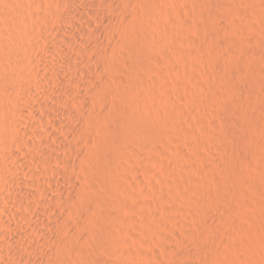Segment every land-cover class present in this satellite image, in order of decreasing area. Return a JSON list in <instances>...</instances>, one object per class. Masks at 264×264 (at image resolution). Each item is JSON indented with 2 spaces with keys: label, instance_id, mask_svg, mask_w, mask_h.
<instances>
[{
  "label": "rangeland",
  "instance_id": "rangeland-1",
  "mask_svg": "<svg viewBox=\"0 0 264 264\" xmlns=\"http://www.w3.org/2000/svg\"><path fill=\"white\" fill-rule=\"evenodd\" d=\"M39 1L40 5H38ZM145 1L143 0L141 3L143 8L138 5L140 12H137L140 15L137 13L139 19L136 22L139 25L135 23L137 27L134 28V25L133 28H130L132 31L129 30L124 36L117 35L119 46L114 48L115 60L113 66L118 71L101 70V74H111L114 77L124 79L126 81L124 88L130 87L133 81L138 82L139 86L133 87L135 90L132 91V86L128 89H131L130 93L135 91L134 96L131 94V97L132 99L135 97L133 100L139 107L141 106L140 114L142 113L146 117L152 110L154 112L156 109L160 113L157 116V119L159 117L157 121L160 122L158 123L161 126L163 125V128L165 125L166 127L163 129L162 143L160 141V145L158 144L159 146L156 147L158 148L157 151L151 150L152 152H150L145 149L146 151L140 150V153L138 151L131 152L134 150L133 148L130 150L125 149L129 145L126 141L128 125L138 119L134 110H129L126 106L123 107L125 105L122 101L123 95L120 96L121 103L118 98H116L118 100L115 99L116 103L119 102L120 107L109 110V116L112 117L111 119L109 117L110 121L108 120V123L106 122L104 126L110 132L107 130V134L103 137V142H105L102 146L100 145L101 147H97L99 152L92 156L93 159H90L91 161L86 164L88 167L91 165L89 168H94L91 175L95 174L94 176L90 175L92 179L88 180V183H91L92 186L89 194L91 197H95V200L93 199L95 202L98 200L97 204L92 203L94 205H92L91 214L83 218L85 223L83 222V230H81L84 231L83 234L87 233L84 235L87 240L84 239L83 244H85V249L90 247L88 250L91 254L86 249L89 259L95 261V263L102 261V264L104 261L105 264H184V261L186 263L190 262L189 264H203L202 262H206L205 264H264V0H221V2L220 0L217 2L212 0L208 5L209 7L200 5L198 0H181L182 2L180 0H164L159 3L158 8H154L151 4V6L146 5ZM26 3L27 13L33 16L30 25L31 27L34 26V30L40 33L43 38H34V40L28 38L24 40L22 38L24 44L21 39L19 40L18 25L8 18L9 12L12 11L11 7L3 6L0 8V27L6 34V36L0 37V42L3 45L5 43L9 44V47L19 43L22 48L19 56L24 61L20 59L17 61L13 58L9 60L10 63L8 61L9 64L6 62L10 69L13 68V74L15 72L14 68L15 70L19 68L20 70L17 69L19 71H16L19 75L15 72L14 78L12 77L11 80L0 76V88L4 91H1V93L6 96L7 94L8 96H15L20 93V95H25L27 100L35 102L36 100L28 92L24 89L21 90L23 87L20 86V80H30L31 78L34 81L35 74L32 72L34 62L31 64V61L34 60L35 54H47V48L50 46L45 43L44 39L54 38V32L61 30L63 26L57 23L52 14L57 0H26ZM180 5H182L181 9ZM188 9L190 11H186ZM211 20L213 21L211 22ZM205 22L207 23L204 26ZM52 28L54 32L50 31ZM29 41L31 42L29 43ZM252 48L254 50L250 52ZM75 50V48L70 49L82 61L84 59L83 54L78 50H76V53ZM169 62H171L170 65ZM22 63H25L27 68L24 69ZM142 63L146 64L145 68L148 71L154 68V72L153 70L150 71L149 75L146 70V73L142 74V71H140L141 66H143ZM145 68L143 69L145 70ZM32 74L34 75L32 76ZM223 77H226L227 85L223 83ZM150 78L157 82V86L153 84L150 86L148 82L146 84L147 79L151 81ZM11 87L15 88V92L9 91ZM126 98H124V102L128 101V98ZM52 103L57 105L56 102ZM1 112L0 122L2 119V122L5 121L4 124H6V118L10 115L6 116ZM11 119L8 118V121ZM3 128V126H0V129ZM5 131L3 129L0 133L5 134L9 130ZM54 134L61 136L59 131L54 130ZM215 134L217 135L214 136ZM96 136L99 137L100 135L96 133L93 135V139L98 140ZM77 139L85 146H89L88 142H85L87 141L85 138L84 140L83 137ZM124 142L127 144H124ZM3 146H6V144ZM3 146L0 148L3 149ZM8 148L9 154L19 153L18 148L9 146ZM179 148L181 151H179ZM42 150L51 156L52 149L43 146ZM61 151H59V154L64 155L65 152L61 153ZM144 152L145 154H143ZM32 153L29 152L30 155ZM137 153L140 154L136 155ZM2 154L4 155V153ZM1 155L0 172L6 173L9 165L6 163V159H3L4 156ZM142 155L146 158L144 159ZM160 157H163V159ZM171 157H174V159H169ZM133 160L134 162H132ZM174 162L178 164H174ZM123 165H126L127 168L122 167ZM118 167L120 169L118 176L121 174L119 179L122 180V191L118 190L114 193L110 183L113 182L115 175H111L113 172L110 171H116ZM148 167L149 170L154 169L153 177L145 171ZM133 168L137 173L141 170L144 172L142 171L141 174L139 172L134 178L136 172ZM100 170H106L105 176L101 175ZM132 174L133 177L130 176ZM100 177H106L107 179L105 178L106 180L103 181V178ZM83 179L86 178L82 176ZM93 179L95 182H93ZM13 181H16L15 178ZM136 182L137 184L139 182L140 185L136 184L135 187L133 184ZM84 183L87 184V181L84 180ZM147 183L148 185H146ZM191 188L193 190L195 188V191ZM3 189L4 183L0 179V191ZM182 195L186 196L183 197ZM139 196L141 200H138ZM140 204L145 205L141 207ZM147 213L149 216H147ZM129 216L132 221L129 220ZM146 216L148 219H146ZM179 217L181 218L179 219ZM0 218H4L1 211ZM11 220L15 225L17 223L25 230L30 227L28 222ZM181 220H184V222ZM42 226L39 225L38 228L46 236H49V233L52 234V232L58 233V230L49 232L46 227ZM69 229L72 230V228ZM66 230L68 229L66 228ZM154 230L155 232L150 233ZM126 231H128V234ZM72 232L68 231L67 233ZM222 233L224 237L221 235ZM33 240L36 242L34 235L28 234L23 237V240L19 241L32 242ZM130 240L132 241L130 242ZM163 244L165 245L162 246ZM166 245L168 248H166ZM130 248L133 250H130ZM128 250L132 253L128 255L129 258L125 256ZM177 251L179 257H177V253H173ZM141 254L145 256L144 259L139 256ZM168 257L170 258L168 259ZM136 258L138 259L135 260ZM51 260H54V257Z\"/></svg>",
  "mask_w": 264,
  "mask_h": 264
},
{
  "label": "bare ground",
  "instance_id": "bare-ground-1",
  "mask_svg": "<svg viewBox=\"0 0 264 264\" xmlns=\"http://www.w3.org/2000/svg\"><path fill=\"white\" fill-rule=\"evenodd\" d=\"M142 1L143 0H57V4L56 3H55L56 5L54 4L55 8L52 10V14L56 18L55 20L57 21V23L61 24V26H63V27L61 30L55 31V32L53 31V28H52V30H50V31L54 32L55 37L52 39H49V37L47 39H44L46 41L45 43H48V46H50L49 48H47L48 50H47L46 55H44L42 53L41 54L33 53V54H35V56H34V60L31 61V64L34 62V64H32L33 65L32 66V69H33L32 72L35 74V75L32 74V76L34 75V81L31 80V78H30V80L29 79H25L24 81L20 80V86L23 87V88H21V90L24 89L36 101L31 102V101L26 99L25 95H23V94L20 95V93H17L18 95H15V96H10V95L8 96V94L6 96V95L1 93L2 90L0 88V111H2L4 113V115H6V116H8V115L11 116V114H13L11 116L12 119L10 118V116L8 117L11 120L8 121V118H6L7 119L6 124H4L5 121L2 122V119L0 122V124H2L0 126L4 127L3 129H5L6 131L9 130L7 132L8 133L7 136H6L7 133L4 134L3 132H1L3 135L0 133V147L2 148V146L6 144V146H3V149L0 148V152H1L0 155L2 153H4V155L2 154L1 156H4L3 159H6V163L9 165V167L7 169L8 173L7 172L6 173L0 172V173H2L0 175V177H1L0 179H2L3 183H4V189L2 191H0V211L2 212V214L4 216V218H0V239L4 240V241L0 240V264H98V263L102 264L101 263L102 261L101 262L97 261L98 263H95V261H92L91 259H89L88 253H90V252L88 249L90 247L88 249L86 248L88 250V253H87V250L85 249V246H84L85 244H83V241L85 242V240H87V239H85L86 236H84L87 233L83 234L84 231L82 232L81 230H83L82 226L85 223V221H83V218H86L88 214H91V212L93 210L91 208H92V205H94L92 203L95 202L94 201L95 197L93 198L89 194L90 189H92V186L90 185L91 183L90 184L88 183V180L90 181V179H92V177L90 178V175H91V173H93L92 170L94 168L91 169V168H89L91 165L88 167V166H86V164L89 161H91L90 159H93L92 156H94L97 152H99L97 147L98 146L101 147L102 144L105 142V141L103 142V137H105V135L107 134V130L109 131V129H106L107 127H104V126L106 125V122L108 123V120L110 117L109 116L110 115L109 110L113 109V108L115 109L117 107H120L119 102L116 103L115 99L118 98L120 100V96L122 97V95H123L122 101L125 104L123 107L126 106L127 108H129V110H134V113L136 114V117L138 120H136L135 122L132 121L133 123L129 124L128 125L129 127L127 126L128 132L126 135V137H127L126 141H128L129 145L125 148L127 150H130L133 148L134 150H132L131 152H133V151L137 152L138 151L141 153V151L145 150V149H148L150 152H152L151 150L155 151L156 149H158L156 147L159 144V142L162 140L161 137L163 135V129H165V127H166V125L164 124L165 127L163 128L162 127L163 125L161 126L159 124L160 122L157 121V120H159V117L157 119V116H159V114H160L159 112H157L158 110L155 109V111L157 113L155 111L153 112V110L152 111L150 110L151 111L150 114L146 117H144V114L143 115H142V113L140 114V112H141L140 107L141 106L139 107V105L133 100L135 97H133V99L131 97V94L132 95L135 94V91H134V93L133 92L130 93V90L134 86H135L134 88H136L137 85L139 86L138 82L133 81L132 82L133 85L131 84L132 87L130 86L131 89L129 90L128 88H130V87L124 88V86H126L125 85L126 81L124 79L114 77L111 74H107V75L101 74V70L110 71V72H113V70L118 71V69L116 70V67L113 66V62L115 60L114 48L116 46H119V42L117 41V37L126 35V33L129 30H131L130 28H133L135 23H137L136 20L139 19L137 13L140 12L138 10V7H139L138 5H140V7L143 8L141 6ZM146 1H148V2H146ZM146 1L144 2V3H146V5L151 4L152 6H154V8H158L159 3H161V1H164V0H146ZM198 1H199L200 5L208 6V5H210L212 0H198ZM217 1L218 0H216V2ZM220 2H221V0H220ZM38 3L37 4L40 5V1ZM174 3H178V2L176 1ZM26 4H27L26 0H0V8L3 6L11 7L12 11L11 12L8 11L10 13V15H8V18L11 19L14 23L16 22V24L18 25L19 40L20 39L22 40V38H24V40H26V38L31 39V40L32 39L34 40V38L35 39L36 38H43L40 33H37L34 30V28H33L34 26L31 27L30 21H32L33 16H31L27 13L28 9L26 7ZM35 5H36V3H35ZM41 5H43V4H41ZM162 5H164V4H162ZM181 6L182 5H180V9H181ZM25 7L27 10L25 9ZM145 7H147V6H145ZM164 7H165V5H164ZM150 8H153V7H150ZM31 10H32V8H31ZM195 10H197V9H195ZM137 11H139V12H137ZM178 11H181V10H178ZM186 11H190V10L188 9ZM208 11H209V9H208ZM210 11H211V9H210ZM171 12H172V10H171ZM177 12H176V14H178ZM181 12H183V11H181ZM9 13H7V14H9ZM258 14H257V16H258ZM139 15H140V13H139ZM164 15H165V13H164ZM204 16H206V15H204ZM35 19H36V17H35ZM35 19H34V21H35ZM181 21H183V20H181ZM212 21L213 20H211V22ZM206 23L207 22H205L204 26L206 25ZM4 25H6V24H4ZM136 25H139V24L137 23ZM136 25L134 28L137 27ZM147 25H148V23H147ZM220 25H221V23H220ZM198 26H199V24H198ZM200 26H201V24H200ZM211 27L213 28V26H211ZM173 28H175V27H173ZM260 28H262V27H260ZM16 30H17V28H16ZM131 31H130V33H131ZM200 31H202V30H200ZM118 34H120V35H118ZM154 35H155V33H154ZM1 36L4 37V36H6V34L4 33V31L0 27V37ZM157 36H159V35H157ZM141 40H143V39H141ZM172 40L174 41V39H172ZM188 41H189V39H188ZM5 42H7V41H5ZM22 42H23V40H22ZM30 42L31 41H29V43ZM246 42H247V40H246ZM249 42H251V41H249ZM0 43H1L0 44V76L5 77L7 80L8 79L11 80L13 75L15 74V72L19 71L20 69L17 68L19 70H17V69L15 70V68H14L15 72L13 74L12 66H11L12 69H10V67L7 65L10 63V61H9L10 59L12 60L13 58H15V59H17V61L20 59L19 55H20L22 48L20 47L19 43L18 44L15 43V46H13V47L12 46L9 47L10 45L7 43H5L7 45H5V44L3 45L2 42H0ZM23 43H21V44H23ZM39 44H40V42L38 43V45ZM152 44H154V43H152ZM13 45H14V43H13ZM144 45H146V44H144ZM34 47H35V44H34ZM69 47L75 48L76 50H78L81 54H83L84 59L82 61L79 60L73 54L75 52L70 51L71 48H69ZM36 48H38V46H36ZM43 49H45V48H43ZM254 49H255V47H254ZM254 49L253 48L250 49V52ZM257 51H259V50H257ZM76 53H77V51H76ZM31 58H33V57H31ZM157 59H158V57H157ZM20 60H22V59H20ZM8 61H9V63H8ZM171 62H169L168 64L170 65ZM17 63H19V62H17ZM144 63H142L143 66H141V69H140V71H142L141 73L142 74L146 73V70L148 72L147 74L151 73L150 71H152L154 68L153 69L149 68L150 71H148V69L145 68L146 64L144 65ZM28 64H30V63L28 62ZM157 65H158V63H157ZM22 67L24 69L27 68L25 63L22 65ZM22 67H20V68L23 70ZM171 67H172V65H171ZM143 68H145V70ZM169 68H170V66H169ZM153 72H154V70H153ZM16 73H17V75H19L18 72H16ZM68 73H69V75H68ZM26 74H25V76H26ZM140 77H143V76H140ZM149 81L147 79L146 84L148 82V84H150V86H152V84L153 85L157 84V82L154 81V79L153 80L151 79L150 83H149ZM223 83L224 84L227 83L226 77H223ZM10 85H9V87H10ZM150 86L148 85V87H150ZM143 87H145V86H143ZM134 88L132 89V91L135 90ZM9 89H10L9 91L15 92V90H14L15 88L11 87ZM19 89H20V87H19ZM9 91H8V93H9ZM2 92H4V91H2ZM18 92H19V90H18ZM126 97L128 98V101L124 102L125 101L124 98H126ZM118 99H116V100H118ZM122 101L120 100V103ZM257 101H258V99H257ZM52 102H56L57 105H54ZM11 107H14V108H11ZM147 111H146V113H147ZM148 113H149V111H148ZM111 117H110V119H111ZM108 128H109V126H108ZM3 129H0V131H3ZM54 130L59 131L61 133V136L54 134ZM185 130H186V128H185ZM39 131H41V132H39ZM95 133L100 135L99 137L96 136V137H98V140L93 139V135ZM183 134H185V133H183ZM4 135L6 138L4 137ZM185 135H187V134H185ZM216 135L217 134H215L214 136H216ZM214 136H213V138H214ZM78 137H80V138L83 137V140L85 138V140H87L85 142H88L89 146H85L82 142H80L77 139ZM104 140H106V139H104ZM173 141H174V139H173ZM160 143H162V141ZM124 144H127V143L124 142ZM7 145L9 147L18 148L19 153H11L10 152L11 154H9L8 153L9 148ZM170 145H171V143H170ZM43 146H47L50 149H52L51 156L47 155L42 150ZM4 147H5V150H4ZM123 147H121V148H123ZM227 147H228V145H227ZM60 150H62L61 153L65 152V154L60 155L59 154ZM3 151H5L6 153ZM179 151H181V149ZM29 152H33V153L30 155ZM175 153H177V152L175 151ZM139 154L137 153L136 155H139ZM143 154H145V152ZM166 154H168V153H166ZM150 156H151V154H150ZM173 156H174V154H173ZM126 158H127V156H126ZM126 158H124V159H126ZM145 158L146 157H144V159ZM160 158L163 159V157H160ZM165 158H167V157H165ZM172 158L174 159V157H171L169 159H172ZM139 159H138V161H139ZM156 159H155V162L157 161ZM2 161H4V160H2ZM149 161H151V160H149ZM132 162H134V160ZM164 163H166V162L164 161ZM175 163L176 162H174V164ZM133 164H131V165H133ZM139 164H141V163H139ZM162 164H163V162H162ZM176 164H178V163H176ZM55 165H57L56 166L57 168L53 167ZM125 166L123 165L122 167H125ZM125 168H127V167H125ZM144 168L146 169V167H144ZM101 170H103V169H101ZM119 170L120 169L118 167V169H116V171H110V172H113L111 175H113V176L115 175L114 179L112 178L113 180L110 178L113 181L110 184L112 185L113 189L112 188L111 189H112V192L114 191V193H116V191H118V190L122 191L121 190L122 180L119 179V176L121 174L118 176ZM128 170H129V168H128ZM123 171L126 172V170H123ZM142 171L143 170H141V172L138 171V173L140 172L139 174H141ZM145 171L149 172L148 174H151L150 176H152V174L154 173V169L149 170V167ZM238 171H239V169H238ZM238 171H236V172H238ZM95 172H96V170H95ZM132 172H133V170L131 171V173ZM134 172H136L135 169H134ZM100 173H101V175L105 176L106 170L101 171ZM100 173H98V174H100ZM120 173H121V171H120ZM138 173L137 172L134 173L135 174L134 178L138 175ZM94 175H91V176H94ZM157 175H159V174L157 173ZM82 176H83V178H86V179L82 180ZM113 176H111V177H113ZM130 176L133 177V174ZM145 176H147V174ZM150 176H149V178H150ZM115 177H117V178L115 179ZM14 178L16 181H13ZM100 178H103V181H104V179L106 177H100ZM142 179H143V177H142ZM84 180L87 181V184L84 183ZM129 180H130V178H129ZM138 181H140V180H138ZM93 182H95V180ZM148 182H150V181H148ZM151 182H154V181H151ZM133 183H134V181H133ZM136 184H137V182L133 185H135V187H136ZM111 185H109V186H111ZM137 185H140V183L138 182ZM146 185H148V183ZM155 185H157V184H155ZM153 187H154V185H153ZM193 191H195V188ZM138 192H139V190H138ZM139 194H142V193H139ZM182 196L185 197L186 195H182ZM134 197H136V196H134ZM190 197H192V196H190ZM138 200H141L140 196H139ZM144 200H142V201H144ZM96 202H98V200ZM96 202H95V204H97ZM140 205L142 207L145 204H143V205L140 204ZM200 207H201V205H200ZM81 209H84V210L81 211ZM28 213H31V214L28 215ZM197 215H200V214H197ZM147 216H149L148 213H147ZM147 216H146V219H148ZM207 217H210V216H207ZM180 218L181 217H179V219ZM11 219L20 220V222L21 221L28 222L30 227H29V229L25 230V229L21 228L20 226H18L17 223L15 225ZM92 219H94V218H92ZM132 219H135V218H132ZM151 219H150V221H151ZM206 219H209V218H206ZM129 220H131L130 216H129ZM184 220H185V218H184ZM184 220H181V221L184 222ZM131 221H129V222L131 223ZM185 221H187V220H185ZM120 223H122V222H120ZM120 223H118V224H120ZM180 224L182 225L183 223H180ZM39 225H43L44 227H46L47 230H49V232L52 230L53 231L58 230V233L52 232V234L49 233V236H46L43 233V231L40 228H38ZM182 227H184V226H182ZM66 228L68 230H66ZM69 228H72V230ZM87 229H89V228H87ZM93 230H94V228H93ZM68 231L69 232L73 231V232L67 233ZM127 232L128 231H126V233ZM145 232H146V230H145ZM151 232H155V230L150 231V233ZM216 233H218V232H216ZM28 234H33L34 237L36 238V242H35V240H33L32 242L19 241V240H23V237L27 236ZM158 235L160 236V234H158ZM221 235H223V233ZM226 236L228 237V235H226ZM223 237H224V235H223ZM133 238H134V236H133ZM131 241L132 240H130V242ZM162 241H164V240H162ZM167 241H169V240H167ZM220 241H219V243H220ZM87 242H89V241H87ZM133 244H132V246H133ZM136 244H137V242H136ZM141 244H142V241H141ZM165 244H163L162 246H164ZM216 244H217V242H216ZM226 244H227V241H226ZM126 245H128V243H126ZM217 246H218V244H217ZM166 248H168L167 245H166ZM223 248H224V245H223ZM130 250H133V249L130 248ZM123 252H125V251H123ZM125 253H123V254H125ZM173 253H177V257H179L178 251L173 252ZM217 253H218V251H217ZM130 254H132V253H130L128 250V253H126L125 256L128 257V255H130ZM165 254H166V252H165ZM135 255H137V254H135ZM142 255L143 254H141L139 256L144 259L145 256L144 255L142 256ZM167 255H168V253H167ZM175 256H176V254H175ZM52 257H54L55 261L51 260ZM138 258H136L135 260H137ZM169 258L170 257H168V259ZM173 258H175V257L173 256ZM180 259H179V261H181ZM100 260H102V259H100ZM189 263H186L184 261V264H189ZM202 263L205 264L206 262L205 263L202 262ZM103 264H105V261L103 262ZM107 264H109V263H107Z\"/></svg>",
  "mask_w": 264,
  "mask_h": 264
}]
</instances>
